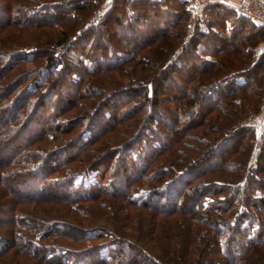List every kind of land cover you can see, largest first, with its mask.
Wrapping results in <instances>:
<instances>
[{
	"label": "trees",
	"instance_id": "1",
	"mask_svg": "<svg viewBox=\"0 0 264 264\" xmlns=\"http://www.w3.org/2000/svg\"><path fill=\"white\" fill-rule=\"evenodd\" d=\"M103 3H110L104 11L98 8ZM185 3L37 0L13 8L12 18L0 22V29L13 21L36 28L74 17L57 40L64 48L41 47L43 41L13 49L14 57L0 64L2 80L12 65L45 51L39 67L0 82V264H9L6 258L15 254L26 257L18 264H264V213L258 212L264 209V126L257 137L241 122L262 109L264 52L258 58L253 54L264 40V27L214 1L178 50L177 27L189 15ZM99 9L103 15L90 21ZM68 49L77 56L69 57ZM128 66L141 72L135 71L128 85L94 99L96 104L76 110L70 120L74 110L68 109L89 89L90 80L82 85L88 76ZM166 80L174 90L163 93ZM66 81L63 93L58 84ZM140 111L130 136L74 169L71 163L88 154L91 143L122 126L129 130L135 122L129 118ZM76 124H82L81 131L71 140L48 146ZM185 139L204 147L192 155L197 145ZM239 152L244 164L236 159ZM105 153L110 159L100 161ZM223 169H240L242 177L204 178ZM119 179L125 191L115 189ZM255 182L258 197L251 193ZM106 197L168 216L182 214L185 223L176 219V229L163 225L170 233L166 241L140 246L105 227L86 228L48 215L59 202L74 212ZM46 202L55 206L44 209ZM27 203L34 207L26 209ZM104 238L110 239L95 242ZM139 255L142 261L136 260Z\"/></svg>",
	"mask_w": 264,
	"mask_h": 264
},
{
	"label": "rangeland",
	"instance_id": "2",
	"mask_svg": "<svg viewBox=\"0 0 264 264\" xmlns=\"http://www.w3.org/2000/svg\"><path fill=\"white\" fill-rule=\"evenodd\" d=\"M33 1L37 2V0H0V22L3 21L4 19L8 20V18H10V19L12 18L13 12H10V11H12L13 8H15L17 6L25 5L27 3H32ZM43 1H53V0H43ZM71 2L68 3V5L65 7L66 9H68V7L72 5V3L74 4V2H72V3ZM109 5H110V3L109 4L103 3L98 8H100L104 11V9L109 7ZM185 7H186V3H185ZM100 9L93 13V15L90 18V21L91 20H92V22L97 21V19H99L103 15V14L98 15L99 14L98 11H100ZM14 15H15L14 17L16 18L17 14L15 13ZM72 16H70L68 18L67 22L63 21V20H66L63 18L61 21L62 22L61 25L54 23L53 25H44V26H40V27H36V28H30L27 26H25V28H24L22 23H18L17 21H13L11 23V25L6 24L4 27H2L0 29V64H4L6 62V59L9 60L8 58L15 55L16 50H13V49H19V47H26V46L30 47V46H32V48H33L37 43L40 44V43H44L43 41H45V44H42L41 47H48L49 46V47L55 48L56 46H58V48H64V46H61L64 44H58L57 40L61 36L60 31L63 30V28H65V26H69L70 24L73 23L74 17H72ZM186 16L189 17L188 14H186ZM187 19L185 20V23L187 22ZM253 25H255L256 27L259 26L256 23H254ZM177 28H180V34H178L179 36L176 37L174 40H176V42H177L175 47L178 46L177 49L179 50L180 44L181 43L184 44L188 39V37L186 35V32L188 30L187 29L188 25H187V23L186 24L182 23ZM174 30H176V29H174ZM69 32H70V34H69L67 40L72 35L71 31H69ZM194 32H192L191 35H194ZM76 34L78 35V33H76ZM78 43L79 44H77V47H81V45L83 44L82 41L81 42L79 41ZM172 50H173V48H172ZM67 52H69V54H70L69 57L72 56V58H74L77 56L76 51H74V50L68 49ZM163 52H165V51H162V53ZM263 52H264V40H259L255 46L253 58H258V56L260 54H262ZM38 55L39 56L37 58H35V60L27 61L26 63H20V64L12 65L11 69L6 71L5 78L0 80V82L10 81V80H12V78H14L16 76L18 78L23 73H25V71H27L29 68H32L34 66L39 67L43 63V60L45 59L44 57H42V56H45V51L41 50L40 54H38ZM28 56H29V54H28ZM28 56H26V57H28ZM0 67H1V65H0ZM122 71L123 72H121V69L115 70L114 68L110 69V70H99V72H97L96 74H93V77L88 76L82 85H83V87H85V84L86 83L89 84V80H90L89 89L86 88V91L83 93V95H81L79 97V99L76 100L77 106L74 105L75 107H71L68 109L69 110L68 112H70V111L72 112L74 110L72 112V115L71 116L67 115L68 112L65 113L67 116L70 117V120L75 116L74 113L76 110L85 109L87 106H92L93 104H96L97 99L100 98L104 94V92L112 91L115 88H119V87H122L124 85H128L130 83L129 81H131V77L134 75L135 71L141 72L140 70H136L135 68H131L129 66L124 68V70H122ZM148 72L149 71L146 70V72H145L146 74H144V75L145 76L148 75L147 74ZM173 73L174 72H172V74ZM144 75L139 76V77L134 76L132 79L141 80ZM76 77H79V76L76 75ZM146 77H148V76H146ZM146 77H144V78H146ZM158 79H159V76H157L155 81L157 82ZM238 80H240V79H238ZM96 81H97V83H96ZM26 82L27 81H25L24 83L22 82V83L25 84ZM59 82L61 83V81H59ZM67 82L68 81L64 82L63 85L58 84L60 91L63 93L68 91L67 87H65ZM119 84H121L122 86ZM173 85L174 84H171L170 81L166 80L164 82V86H163L164 88L162 87L160 91H162V89H163V91H162L163 93H164V90L172 91V89L174 90ZM180 86H184V85L181 83ZM93 87L98 88V90L100 88L101 89L99 90V92L93 93V90H94ZM90 89H93V90H90ZM83 90H84V88L81 89V91H83ZM50 96H51V93L48 94V97H50ZM94 99L96 101H94ZM261 105H262V109H261V112H259V114H250L245 120L241 121L242 125H247V126L253 127V129L256 132L257 137L260 136V134L263 130V126H264V97L261 100ZM71 112L69 114H71ZM141 113L143 114V111L142 112L140 111L139 113L136 112L135 115H132V117L129 118V120H131V123H133L135 121L136 114L139 115ZM139 121H140V118H139V120H137L133 123L132 127H130V129L132 128L131 130L130 129L128 130V128H124L125 126H122L121 127L122 129L119 130L118 132L115 131V133L103 134L100 139L91 143V145H90L91 150L88 152V154H85L87 156L84 155L82 157H78V158H75V160H73V162L71 164L76 166L74 169H78V167H81L84 164H87L88 162H92L94 159H96V157L98 155L101 154V152L109 149L114 144L118 143L119 141L125 140L127 138V136H130V134L133 133V130L135 129V127L137 126ZM81 127H82V124H80V125L76 124V125H74L68 129L70 131L68 134L62 135V133H57L56 138L58 136L60 140H58L56 142H52L48 146H50V147L59 146L58 144H62L63 141H66L67 139L71 140L72 137L76 136V134H78L79 131H81L80 130ZM129 131H130V133H129ZM183 141L185 144H187L189 140L187 141V139H185ZM48 142H50V141H48ZM189 142H191V143L193 142L195 145H197L196 146L197 149H195V151H194V153H192V155H196L198 153V151H200V149H203V147H204V146H201L200 143L196 144V142H194V141H189ZM82 145L83 144L81 143V146ZM10 146H12L13 147L12 150H14V143L13 144L11 143ZM46 148H49V147H46ZM73 149H77V148H73ZM73 149L72 150L70 149V152L74 151ZM241 152H239L240 154L236 157V159L239 162H241L242 164H244V162L246 161V158L244 157V154ZM248 153H249V150L247 151L246 154L248 155ZM256 154H257V149L254 151V153L252 155L253 159L256 157ZM106 155H107V153H105L103 156H101L102 159L100 161H102V160L107 161L108 159H110ZM242 173H243V171L240 169H238L237 171H235L234 169H232L231 171H229L227 169H223L221 171H218V173H216V174L207 173L204 175L205 176L204 178L216 179V180H218V178H224L226 180L234 181V180L240 179L242 177ZM153 184H155L154 181H153ZM131 185H133V184H131ZM131 185H129L130 188H131ZM145 185H146L145 183L139 184V186H143V188L146 187ZM256 185H257L256 182L253 183L254 188H252V191H251V193L253 194V197H255V196L258 197L261 194V190L256 189ZM133 186H135V185H133ZM263 186H264V184H263ZM109 187L111 190H114V188L111 185H109ZM115 187H117L115 189H119L121 191H125V189H126V187L123 186L122 179L117 180ZM115 201H117V203L116 202L114 203L113 199H111L110 197H106L104 203L102 201H99V200H93V201H90L86 204H82V206H83V207L81 206L82 210H80V211L74 210V212L71 211L70 209H68V210L64 209V207H67V205L65 206V204L59 202L60 205L53 207L56 210L49 212L48 215L50 217L65 219L68 222L73 223V224L79 223L83 227H86V228H89L90 226H95V225H99L103 228L105 227V229H109L111 231L119 232L120 235H122L126 238H130V240L132 242H134L140 246H142L144 244L146 246H148V244H149V246L153 245V244L157 245L158 243L164 242V240L166 241L168 237H165V235L168 236L170 233L168 231V228H163V225H166V226L171 225L173 229H176V228H174L175 226L173 224V222L176 219H179V220H177V222H181V224L185 223V221H184L185 216H183L182 214H177L176 216H174L175 214H172V215L168 216V215H165L162 213H157V212H155V210H152L149 208L143 209V208L137 206L136 204H133V203L131 204L129 201L124 200V199L123 200L117 199ZM9 205H11V203H9ZM9 205L4 207V208L2 207L3 210L7 211L8 209H10ZM52 205L55 206V204H51V203L46 202L45 205H43L44 206L43 208L44 209L46 208L47 210H49V208ZM23 206L29 210L31 207H34V203H27ZM263 208H264V206H263ZM66 211H69V212H66ZM258 212L264 213V209L262 211V207H260V210H258ZM8 213H10V212L7 211L6 214H8ZM165 232H167V234H165ZM157 233H159V234H157ZM156 234H157V236L155 238H153ZM223 236H226V234H224ZM107 239H110V238H104L100 241H99V239H97L95 242H97V241L98 242H101V241L104 242V240H107ZM90 242H92V241H90ZM83 244L86 245L85 243H83ZM76 245L82 246L80 243L79 244L76 243ZM105 245L111 246V244H107V243ZM107 249H109V251L111 252L110 247L107 246ZM113 251L114 250L112 249V252ZM135 254H137V253H135ZM25 258L26 257L21 255V254H18V255L15 254L13 258L9 259V257H8L6 259L9 262V264H16V263L18 264L21 260H23ZM135 258H136V260H139V261H142L144 259V258H142L141 255L135 256Z\"/></svg>",
	"mask_w": 264,
	"mask_h": 264
},
{
	"label": "built area",
	"instance_id": "3",
	"mask_svg": "<svg viewBox=\"0 0 264 264\" xmlns=\"http://www.w3.org/2000/svg\"><path fill=\"white\" fill-rule=\"evenodd\" d=\"M214 1L219 0H186V8L189 11L187 19V37L194 32L195 23L206 15V8ZM236 12L248 18L252 22L264 27V0H239L231 5Z\"/></svg>",
	"mask_w": 264,
	"mask_h": 264
},
{
	"label": "crops",
	"instance_id": "4",
	"mask_svg": "<svg viewBox=\"0 0 264 264\" xmlns=\"http://www.w3.org/2000/svg\"><path fill=\"white\" fill-rule=\"evenodd\" d=\"M179 2H183L184 0H178ZM220 2L224 3L225 5H233L235 3H237L239 0H219Z\"/></svg>",
	"mask_w": 264,
	"mask_h": 264
}]
</instances>
